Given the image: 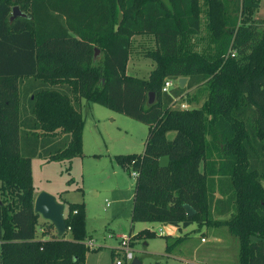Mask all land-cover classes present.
<instances>
[{
    "label": "trees",
    "instance_id": "16d2710c",
    "mask_svg": "<svg viewBox=\"0 0 264 264\" xmlns=\"http://www.w3.org/2000/svg\"><path fill=\"white\" fill-rule=\"evenodd\" d=\"M199 2L0 0V264H86L85 204L64 202L70 239L52 224L55 234L39 238L32 174L37 156L69 164L84 157L83 100L149 127L143 154L115 158L139 173L133 225L224 226L238 239L239 264H264V17L240 21L261 4L208 0L219 54L212 61L181 54L201 31ZM16 5L27 16L10 21ZM136 35L157 43L146 54L156 64L148 79L127 74ZM181 78L184 88L163 91ZM196 88L208 90L203 108H170ZM166 239L172 253L187 236Z\"/></svg>",
    "mask_w": 264,
    "mask_h": 264
},
{
    "label": "rangeland",
    "instance_id": "374dc122",
    "mask_svg": "<svg viewBox=\"0 0 264 264\" xmlns=\"http://www.w3.org/2000/svg\"><path fill=\"white\" fill-rule=\"evenodd\" d=\"M259 1L261 4L259 9L250 11L251 14L248 10L240 13L241 22L254 17H264V0ZM199 3L201 31L181 45V54L197 51L213 61L219 54L210 25V5L208 0H200ZM141 42L139 38L133 45L131 51L133 63L141 62L148 52L138 51ZM143 42L148 43L149 47L153 45V41ZM151 62L152 59L150 61L149 58H145V63L151 64ZM141 66L140 72L136 75L144 79L148 70L146 66L143 67L142 64ZM154 66H156L155 63ZM178 83L179 81L175 82L174 88H177ZM207 99L208 90L196 88L186 92V95L182 97L175 98L170 108L172 110L201 109ZM82 103V114L86 121L83 136L84 157L74 159L72 164L67 161L49 162L43 157L44 155L32 158L36 197L41 192H46L57 197L61 203L66 202L60 200L61 195L66 196L68 201L85 203L86 231L89 236L87 242L91 240L94 243L86 255V264H115L118 259L124 258L119 252L123 236L130 234L133 236L141 230H151L157 237L136 239L135 235L130 244L134 258L139 259L142 264H183L179 260L163 257L168 228L162 223H136L135 230L132 229L130 214L133 207V195L136 191V178L133 176V170L119 165L115 158L143 154L149 137V127L98 104L88 103L86 100ZM183 106H187V109ZM174 136V132L169 133V140H172ZM70 166L71 170L68 171ZM216 196L221 198L218 193ZM107 201L111 203L110 207H107ZM67 206L65 216L68 211ZM50 224L42 217L39 219L37 230L39 238L43 237L44 230L48 232L46 238L55 234V230L49 228ZM120 234L125 235L117 237ZM65 236L70 239V232L67 231ZM177 236H187L182 243H177L173 247L172 255L179 259L188 260L195 257L196 260L199 258L197 261H200L204 254L203 258L213 264H239L238 239L229 232L227 227L211 228L194 224L186 229L182 227V232L179 231ZM203 238L206 239V243L202 242ZM145 242L149 243V246L146 247ZM106 244L118 246L114 256L111 248ZM194 250L197 256L193 255ZM124 264H132V261L125 260Z\"/></svg>",
    "mask_w": 264,
    "mask_h": 264
},
{
    "label": "water",
    "instance_id": "95a60500",
    "mask_svg": "<svg viewBox=\"0 0 264 264\" xmlns=\"http://www.w3.org/2000/svg\"><path fill=\"white\" fill-rule=\"evenodd\" d=\"M23 16L26 17L27 14L24 13L19 6H14L12 10V15L10 17V21H14L17 17ZM97 50V53H99V50ZM188 79L187 78H181L179 80V85L181 88H184L187 84ZM155 103V94L151 93L149 95V105H152ZM170 164V157H162L160 159V168H168ZM1 202V196H0V205ZM185 209L187 211V216L193 217L196 214V211L193 207L189 205H185ZM34 211L39 214L45 221L50 222L56 229L57 235L62 238L67 233V223H66V217H65V211L66 206L64 203H61L57 197L46 193L41 192L37 195L35 199L34 204ZM132 264H141L140 260L137 258H134L132 261Z\"/></svg>",
    "mask_w": 264,
    "mask_h": 264
},
{
    "label": "crops",
    "instance_id": "0c3cea01",
    "mask_svg": "<svg viewBox=\"0 0 264 264\" xmlns=\"http://www.w3.org/2000/svg\"><path fill=\"white\" fill-rule=\"evenodd\" d=\"M138 38V39H137ZM139 38H140V40L143 42V41H147V40H149L150 42H152L153 41V45H152V47H149L150 45H147L148 43H145V42H141V44H140V50H138V51H149V50H151V49H154V48H156L157 47V43H156V40H155V38H154V36H152V35H136V36H134L133 37V45L135 44V42H136V40H139ZM133 45H132V49H133ZM145 58H149V57H146L145 55H144V58H142V61L140 62H137V63H133V62H131V56H130V59H129V63H128V67H127V74L128 75H130V76H133V77H136V78H138L137 77V75L136 74H138V72H140L139 70L141 69V64L143 65V67L144 66H146L147 67V70H148V72H147V75H146V78H144V79H147V78H149V76H150V74H151V72L154 70V68H155V66H154V62L152 61L151 62V64H147V63H145ZM150 59V61H151V58H149ZM141 63V64H140ZM140 68V69H139ZM188 82V81H187ZM82 107H83V103H82ZM84 138V137H83ZM93 156H96V155H93ZM134 197H135V193H134V195H133V207H132V210H131V214H130V216H131V221H132V212H133V208H134ZM59 198V197H58ZM61 199L60 200H63V201H66L67 203H82V202H78V201H75V202H72V201H68V199H67V197L66 196H64V195H61V197H60ZM85 204V203H84ZM111 203L109 202V201H107V207H110L111 205H110ZM65 206H67L66 204H65ZM86 206V205H85ZM165 227H167L168 228V233H167V235L168 236H171L173 239L174 238H181L182 236H180V237H178L177 236V234L179 233V231H181L182 232V228L181 227H174V226H171V225H165V224H163ZM135 228H136V225L134 224L133 225V223H132V229L133 230H135ZM142 231V230H141ZM151 231V230H150ZM139 233V232H138ZM138 233H134L133 234V236L132 237H134L135 235H137ZM121 235H125V234H120V235H118L117 237H119V236H121ZM167 237V236H166ZM91 238V237H90ZM93 239V238H92ZM205 239V238H204ZM202 240V239H201ZM117 242H119L118 240H117ZM204 243H206V242H204ZM146 247L147 246H149V243H146L145 242V244H144ZM106 246H108L109 248H111V253H112V255L114 256V252H115V250H116V248L118 247H116V246H109L108 244H106ZM166 248H167V244L165 245V255H163V257H166V258H168V259H174V260H179V261H181L183 264H213V263H211V262H208V261H206V259L205 258H203V256H204V254H203V256H202V258H201V260L200 261H197V260H199V258H197V260L195 259V257L194 258H191V259H188V260H183V259H179L177 256H173L172 255V253H168L167 251H166ZM194 256H197L196 255V250H194V254H193ZM136 257V256H135ZM142 264V263H141ZM226 264V263H225Z\"/></svg>",
    "mask_w": 264,
    "mask_h": 264
},
{
    "label": "built area",
    "instance_id": "2783aa9c",
    "mask_svg": "<svg viewBox=\"0 0 264 264\" xmlns=\"http://www.w3.org/2000/svg\"><path fill=\"white\" fill-rule=\"evenodd\" d=\"M174 86H175V82L172 81V80H168L166 82V84H165V87H164L163 91L166 92V93H169L170 90L174 88ZM183 107L185 109H187V106H183ZM133 176H134V178L137 179L138 176H139V173L137 171H134L133 172ZM132 238L133 237L131 235L123 236L122 244H121V246L119 248L120 249L119 252H121L123 254L124 258L123 259H118L115 264H124L125 260H129V261H133L134 260V253H133V251L130 248V244L132 242ZM202 242L203 243L206 242V239L203 238ZM86 245H87L88 248H92L94 246V243H93V241L90 240V241L86 242Z\"/></svg>",
    "mask_w": 264,
    "mask_h": 264
}]
</instances>
